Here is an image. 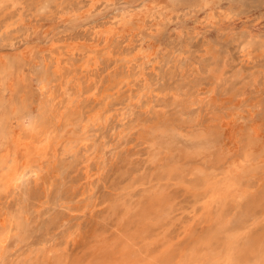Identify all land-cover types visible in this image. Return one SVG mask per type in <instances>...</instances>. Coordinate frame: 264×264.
Wrapping results in <instances>:
<instances>
[{
  "label": "rangeland",
  "instance_id": "1",
  "mask_svg": "<svg viewBox=\"0 0 264 264\" xmlns=\"http://www.w3.org/2000/svg\"><path fill=\"white\" fill-rule=\"evenodd\" d=\"M5 221L0 264H264V0H0Z\"/></svg>",
  "mask_w": 264,
  "mask_h": 264
},
{
  "label": "bare ground",
  "instance_id": "2",
  "mask_svg": "<svg viewBox=\"0 0 264 264\" xmlns=\"http://www.w3.org/2000/svg\"><path fill=\"white\" fill-rule=\"evenodd\" d=\"M251 37V36H250ZM248 39V38H247ZM251 40V39H250ZM244 62V61H243ZM249 62V61H248ZM129 66V65H128ZM222 74V73H221ZM216 77V76H215ZM122 77H120V79H121ZM225 78V77H224ZM218 79V78H217ZM117 82V81H116ZM47 83V82H46ZM48 85V84H47ZM46 86V85H45ZM46 88V87H45ZM142 94V93H141ZM214 94V93H213ZM200 96V95H199ZM152 99V98H151ZM187 101V100H186ZM181 102V101H180ZM154 103V102H153ZM176 103V102H175ZM179 104V103H178ZM182 106H183V104H182ZM239 106V105H238ZM159 107V106H158ZM240 108V107H239ZM153 109V108H152ZM162 110V109H161ZM43 111V110H42ZM227 112V111H226ZM64 113V112H63ZM227 114V113H226ZM229 116V115H228ZM54 117V116H53ZM225 117V116H224ZM82 118V117H81ZM76 121V120H75ZM227 121V120H226ZM43 122V121H42ZM74 122V121H73ZM80 122V121H79ZM137 122V121H136ZM227 123V122H226ZM178 125V124H177ZM199 125V124H198ZM224 126V125H223ZM184 127V126H183ZM237 127V126H236ZM253 127V126H252ZM235 128V127H234ZM234 128H231L232 130L234 129ZM32 129V128H31ZM31 129L29 130V131H31ZM212 129V128H211ZM230 129V128H229ZM241 129V128H240ZM255 129V128H254ZM213 130V129H212ZM253 130V129H252ZM150 131V130H149ZM230 131V130H229ZM229 131H228V134H230L231 135V133H229ZM238 131V130H237ZM256 130H253V132H255ZM33 132V131H32ZM35 132V131H34ZM227 131H225L224 133H226ZM234 132V131H233ZM31 134V133H30ZM40 134V133H39ZM58 134V133H57ZM23 135V134H22ZM32 135H34V134H31V136ZM123 135V134H122ZM208 135V134H207ZM225 136H227V134H224ZM235 135V134H234ZM24 136V135H23ZM26 136V135H25ZM28 136V135H27ZM57 136V135H56ZM59 136V135H58ZM33 137V136H32ZM234 137V136H233ZM232 137V138H233ZM58 138V137H57ZM228 138V137H227ZM229 138H230V136H229ZM228 138V139H229ZM237 138V137H236ZM242 138V137H241ZM32 139V138H31ZM38 139V138H37ZM48 139V138H47ZM231 139V138H230ZM234 139V138H233ZM39 140V139H38ZM225 140V139H224ZM232 140V139H231ZM231 140H229L228 142H230L231 143ZM236 140L237 139H235V142H236ZM35 141L36 140H32V142L31 143H28L27 144V146L28 147H30V146H32L34 143H35ZM80 141V140H79ZM234 141V140H233ZM48 143V142H47ZM26 144V143H25ZM41 144V143H40ZM43 144V143H42ZM86 146V145H85ZM238 146V145H237ZM36 147V150H39V148H37V146H35ZM86 147H88V146H86ZM239 147V146H238ZM262 147V146H261ZM43 149H45V150H47L48 149V144H46L45 143V145H44V147H43ZM92 149V148H91ZM179 149V148H178ZM240 149V148H239ZM255 149V148H254ZM86 150H87V148H86ZM258 150V149H257ZM88 151H90V150H88ZM92 152V151H91ZM86 153H87V151H86ZM208 154V153H207ZM211 154V153H210ZM218 154V153H217ZM88 155V154H87ZM250 155V154H249ZM49 157V156H48ZM91 157V156H90ZM89 157V158H90ZM232 157V156H231ZM88 158V157H87ZM202 158V157H201ZM233 158V157H232ZM246 158V157H245ZM260 158V157H259ZM88 161V160H87ZM90 161H92V159L90 160ZM208 161V160H207ZM211 161V160H210ZM166 162H167V160H166ZM88 163V162H87ZM87 165V164H86ZM89 165V164H88ZM90 166V165H89ZM196 167V166H195ZM90 169V168H89ZM88 169V170H89ZM93 169V168H92ZM257 169V168H256ZM226 170V169H225ZM14 171V170H13ZM90 172V171H89ZM25 173H26V169H25V167H24V169L21 171L20 169H16L13 173H12V175H10L8 178H7V184H8V186L9 187H19V185H20V183L19 182H21V184H22V180L24 179V177H25ZM36 173H38V172H36ZM87 173V172H86ZM90 174V173H89ZM192 174V173H191ZM230 174H232V173H230ZM163 175V174H162ZM85 176H86V174H85ZM90 176V175H89ZM171 176V175H170ZM88 177V176H87ZM32 178V177H31ZM87 179V178H86ZM248 179V178H247ZM83 180H85V179H83ZM45 185V184H44ZM21 186V185H20ZM49 186V185H48ZM8 190V189H7ZM158 191V190H157ZM154 193V192H153ZM246 193V192H245ZM155 197V196H154ZM221 199V198H220ZM150 200V199H149ZM161 200V199H160ZM166 205V204H165ZM112 212V211H111ZM124 213V212H123ZM145 216V215H144ZM254 216V215H253ZM7 218V217H6ZM154 218V217H153ZM143 219V218H142ZM4 221V220H3ZM232 221V220H231ZM153 223V222H152ZM17 227H18V224H17ZM154 227H157V226H154ZM164 227V226H163ZM251 227V226H250ZM1 233H0V257L2 256V254H3V252H4V250L6 249V245H7V241H8V239H9V233H10V230H9V228H10V224L7 222V221H5V222H2V224H1ZM144 232V231H143ZM15 233V232H14ZM69 235V234H68ZM149 235V234H148ZM123 236V235H122ZM25 237V236H24ZM124 237V236H123ZM126 240V239H125ZM103 241V240H102ZM129 244V243H128ZM104 245V244H103ZM245 245V244H244ZM129 249V248H128ZM165 249V248H164ZM198 249V248H197ZM252 251V250H251ZM122 253V252H121ZM155 253V252H154ZM181 253V252H180ZM237 253V252H236ZM139 254V253H138ZM23 255V254H22ZM232 256V255H231ZM115 257V256H114ZM171 257H173V256H171ZM228 257V256H227ZM98 258V257H97ZM168 258V257H167ZM228 258H230V257H228ZM233 258V257H232ZM7 259V258H6ZM148 259V258H147ZM147 259H145V260H147ZM169 259V258H168ZM153 260V259H152ZM166 260V259H165ZM172 260V259H171ZM171 260H170V262H171ZM177 260V259H176ZM217 260V259H216ZM59 261V260H58ZM65 261V260H64ZM93 261V260H92ZM115 261V260H114ZM164 260H162V262H163ZM110 261H108L107 262V260H101V261H97V263H93L92 262V264H112V263H109ZM138 262H139V260H138ZM137 262V263H138ZM145 262V261H144ZM170 262H167V264H171ZM158 263H159V261H158ZM165 263V262H164ZM90 264V263H89ZM135 264V263H134ZM146 264V263H145ZM166 264V263H165ZM228 264V263H227Z\"/></svg>",
  "mask_w": 264,
  "mask_h": 264
}]
</instances>
